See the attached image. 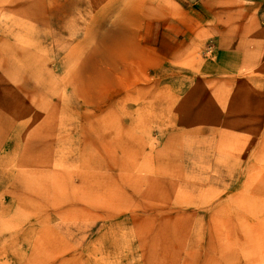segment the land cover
<instances>
[{
    "label": "rangeland",
    "instance_id": "374dc122",
    "mask_svg": "<svg viewBox=\"0 0 264 264\" xmlns=\"http://www.w3.org/2000/svg\"><path fill=\"white\" fill-rule=\"evenodd\" d=\"M0 264H264V0H0Z\"/></svg>",
    "mask_w": 264,
    "mask_h": 264
},
{
    "label": "crops",
    "instance_id": "0c3cea01",
    "mask_svg": "<svg viewBox=\"0 0 264 264\" xmlns=\"http://www.w3.org/2000/svg\"><path fill=\"white\" fill-rule=\"evenodd\" d=\"M228 52H230V51H228ZM226 55H227V53H224V55H222L223 57H226ZM230 57L232 56V55H229ZM228 56V57H229ZM230 61V60H229ZM229 66V65H228Z\"/></svg>",
    "mask_w": 264,
    "mask_h": 264
},
{
    "label": "bare ground",
    "instance_id": "6f19581e",
    "mask_svg": "<svg viewBox=\"0 0 264 264\" xmlns=\"http://www.w3.org/2000/svg\"><path fill=\"white\" fill-rule=\"evenodd\" d=\"M219 17V16H218ZM220 19V18H219ZM234 19V18H233ZM233 22V21H232Z\"/></svg>",
    "mask_w": 264,
    "mask_h": 264
}]
</instances>
